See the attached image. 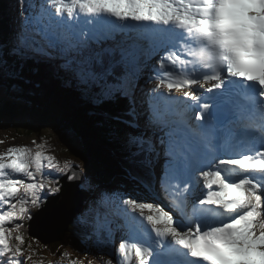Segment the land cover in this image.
<instances>
[{"label":"snow or ice","instance_id":"snow-or-ice-1","mask_svg":"<svg viewBox=\"0 0 264 264\" xmlns=\"http://www.w3.org/2000/svg\"><path fill=\"white\" fill-rule=\"evenodd\" d=\"M14 25L0 40V82L18 81L23 95L26 66L44 53L47 70L111 126L128 179L152 199L67 171L44 143L9 147L0 264H25L24 221L55 212L66 171L97 221L105 199L116 206L120 222L93 228L116 264H264V0H18Z\"/></svg>","mask_w":264,"mask_h":264},{"label":"trees","instance_id":"trees-1","mask_svg":"<svg viewBox=\"0 0 264 264\" xmlns=\"http://www.w3.org/2000/svg\"><path fill=\"white\" fill-rule=\"evenodd\" d=\"M4 22H5V20L3 18V7L1 4V0H0V24H4ZM0 32H1V29H0ZM40 63H39V65H40ZM36 67H39V70H41V71L39 74H37V76L34 79H32V81L34 80L33 83H32V81L29 80V82H30L29 86L31 87L29 94L27 93V91H29V89L24 85L25 92L28 95L26 97H23V99H25V104L27 106H29L30 103L35 98L42 100L45 105L50 106L49 107L50 113H52V114L56 113V115H55L56 124L60 128L65 129V130L69 129L70 126L73 129L83 128V130H84L86 128L85 126H90V124L93 125L94 124L93 122H90V123L87 122V119L84 115L86 113V111L93 110L86 103V101L82 100L72 90V88H70L68 90L62 89L59 86V84H61L62 81L61 80L57 81L51 74H49L47 71H44L43 70L44 68H42L41 66H36ZM26 72L29 76V69L28 68H26ZM37 86H38V88L39 87L42 88L45 92H41L40 90H38ZM17 87H18V85H16V88ZM38 95H41V96L39 97ZM52 99L58 100V101L54 102ZM29 101H30V103H29ZM16 104H17V101H16ZM4 105H7V107H4ZM0 107L5 108V110L8 111L9 104L7 103V101L1 102ZM30 108H33V107L31 106ZM17 112H20V111H17ZM29 113L32 116H38V114H33L31 112H29ZM90 116L92 117V115H90ZM35 121H37L40 126H44V124L41 120L35 119ZM94 122H97V121H94ZM101 124L102 125H100V127L105 128V130L108 131V129H110V127L105 125L103 122ZM45 130H47V127H45V129H41V130L39 129L38 135L39 136L46 135L47 132H45ZM98 130H100V129H98L97 126H93V127L89 128V131L91 133V140L94 143H97V145L99 146V147L94 148L93 150L97 153V155L99 157L104 159V152L100 148L103 146V140H102L100 134L98 133ZM23 132L26 133L25 135H28L29 129H26V127H25ZM30 133H32V132H30ZM113 140H115L114 137H113ZM112 143L114 144V141ZM117 147H118V145H117ZM105 163H106L105 165L107 166V168L109 167V170L112 172H115V170H116V172L119 173L122 170L121 168H123V166H120L113 159L105 160ZM96 164H98V163L96 162ZM102 167L105 168V166H102ZM91 172L95 173V175L98 178L100 176H103L100 169H99L100 174H99V172H96L95 170L94 171L91 170ZM103 179H104V176H103ZM76 239H77V237L74 238V235H71L70 238L64 243L63 242L53 243V244H50L46 247L49 248L51 245L56 244L59 247V249L56 251V253H58L60 251H65L66 249H76L75 247H72V246L76 245V243H75ZM70 245H72V246H70ZM49 252L51 254H54L53 252H51V250H49ZM56 253L54 255H57Z\"/></svg>","mask_w":264,"mask_h":264},{"label":"rangeland","instance_id":"rangeland-1","mask_svg":"<svg viewBox=\"0 0 264 264\" xmlns=\"http://www.w3.org/2000/svg\"><path fill=\"white\" fill-rule=\"evenodd\" d=\"M3 2L5 3V5H3V8H4V7L6 8L7 5L9 4V3H8L9 0H4ZM11 5H12V4H11ZM12 7H14V10H15L16 13H17V6H16V5H12ZM14 27H15V25H14ZM35 55H36V54H35ZM141 60H143V58H142ZM152 61H154V64H155V62H156V58L153 57ZM141 63H142V62H141ZM33 68H34L35 71H36V70H39V67H33ZM148 72H149V70H147V69H142V75H141L142 78H141V79H142V82H143L144 85H147V84H148V83H147V84L145 83V79H144V77L147 78V77H146L147 75H146L145 73H148ZM147 79H148V78H147ZM30 81H32V80L30 79ZM33 82H34V80L32 81V83H33ZM13 84L18 85L19 82H18V81H15V82H13ZM140 84H141V82H139V85H140ZM29 85H30L29 82H28L27 84H25L26 87H28ZM37 89L40 90L41 92H45L42 88H40V87L38 88V86H37ZM141 89H142L143 91H145V92H148L149 86H148V87L142 86ZM15 90H16V87H15V88H12V89H7V88H5V87H0V100H1V102H6V101H7V103L10 104V102L12 101V100H11L12 98H14V97H18V96L26 97V96H28L27 93L29 94V91H27V93L24 91V94H23V95H17V93L15 92ZM38 96L40 97L41 95H38ZM2 99H3V100H2ZM36 101L38 102L37 99H36ZM37 102L33 104V106H34L35 108H38V106H37ZM29 103H30V101H29ZM38 103H39V102H38ZM4 107H7V105H4ZM0 108H1V107H0ZM3 109H5V108H3ZM14 110L16 111V110H18V109L13 108L12 105L9 106V107H8V114H7V116L13 115ZM5 115H6L5 113H1V112H0V120H2V119H1L2 117H6ZM45 115H46L48 118L55 119V118L50 117V116H55L56 113H55V114L50 113V112H49V108H48V109L45 110ZM84 115H85L87 121L90 122V120H89V116H88L89 113L86 112ZM92 115L95 116L96 114L93 112ZM24 118H25V121H24V122L27 123V124H24V123H23L22 121H20V120H19L20 122H18V120H17V121H16L17 123H16V122H14V121H10V120L8 121L7 119L5 120V123H6L7 126H5V125H3L2 123H0V141H4V143H0V152H3V151H5L7 148H9V147H13V146L27 145L28 147H30V144H31V140H32V139H31L28 135H26V136H28V138H27V137H17V136H16V137H17L18 139H20V140H17V141H15V142H13V143L8 142V140H7V135L10 136V133H14V135L19 134V135H23V136H24L26 133L23 132V130H24V128H25V127H23V126H26V129H29V133H30V132H37L39 129H40V130H41V129H45L46 126H50L49 123H43L44 126H40L38 123L36 124L32 119L29 118V114H27L26 116H24ZM18 119H20V118H18ZM21 123H22L23 126L21 125ZM104 123H105V122H104ZM105 124H106V123H105ZM106 125L109 126V127H111V126L108 125V124H106ZM34 127L36 128V130L34 129ZM90 127H92V126H90ZM90 127H86V129H84V130H88ZM98 131H99L104 137H108V138H109V137H114V136L111 134V132L109 131V129H108V131H107V130H98ZM27 134H28V133H27ZM48 134L53 135V136H57V135H55L54 132H51V133H48ZM24 138H27V139H26L24 142H22V140H23ZM80 142H81V144H82L83 146H86V145H85L86 139H85L84 137H82V138L80 139ZM54 143H55V145L57 146V148H59V151L62 152V150H63V146H62L61 144H59V142H58L57 140H54ZM106 143L110 146V143H111V142L109 141V139H107V140H106ZM96 147H98V145H97ZM66 152H67V153H72L71 150H70V151H66ZM89 152L92 154L91 159H93L95 162L99 163V161H100L99 159H94V156H95L97 153H96L95 151L92 152L91 150H89ZM80 161L84 164V162H83L82 160H80ZM64 165H65V164L62 163V167H63ZM73 166H77V167L81 168L79 160H78V162H75ZM83 167H85V166L83 165ZM69 168H70V167H69ZM68 170H69V169H68ZM91 170H92V169H90V173L87 175V177H89L90 179L95 177V180H97L95 174L92 173ZM102 170H104V171H108V168L105 167V168H103ZM64 176H67V171H66V173H65ZM61 192H62V191H61ZM133 193H137V192L134 190ZM140 195L142 196V194H140ZM106 203H107L108 208H109L110 210H115V211H117L115 205L111 202L110 199H106ZM91 213L93 214L92 211H91ZM93 215H94V214H93ZM92 217H95V215L92 216ZM99 222L101 223V220H100V219H99ZM103 224H106V223L104 222ZM104 227H105V225H104ZM120 236H121V235L115 236L116 241L120 240ZM98 242H99V241H98ZM96 246H98V244H96ZM117 246H118V244H117ZM108 248H109L110 251H112V252L114 251L113 246H112V247H108ZM58 249H59V247H58L56 244L51 245L49 248H47L46 246L42 245V244L38 241V247H35V254H40V255H42V256H48V257H55V258L52 260L53 264L64 263L65 260H64L62 257L73 258L75 261L80 260V261L82 262V264H89V262H88V258L85 256V255L87 254V252H85V251H77V252H75V251H73V250H71V249H66L65 251H60V252L56 253V251H57ZM49 250H51V252H53L54 254L56 253L57 255L51 254V253L49 252ZM65 254H66V255H65ZM28 256H29V254H28ZM110 260H112V262L116 263L115 257H114L113 255H112V257H111ZM95 261H96L95 259L92 260V262H95ZM102 262L104 263V262H105V259H103Z\"/></svg>","mask_w":264,"mask_h":264},{"label":"water","instance_id":"water-1","mask_svg":"<svg viewBox=\"0 0 264 264\" xmlns=\"http://www.w3.org/2000/svg\"><path fill=\"white\" fill-rule=\"evenodd\" d=\"M35 100V102H37L36 101V99H34ZM38 100V102H37V105L39 106L38 108H35V107H33L36 111H38L36 114H38V116H30L29 115V118L30 119H39V120H41L43 123H49L50 124V126H46V127H50V128H52L56 133H57V135L60 137V139L62 140V141H66L68 144H69V131L72 129V127L70 126V128L69 129H67V130H65V129H62V128H60L57 124H56V121H55V119H52V118H48L46 115H45V110L46 109H48L46 106H45V108L43 107V108H41V106H44L45 104H44V102L42 101V100H40V99H37ZM12 106H15L16 105V103L15 102H11L10 103ZM9 104V106H11ZM1 110H0V112L1 113H5L6 115V117H2L1 119L2 120H0V123H5V120L7 119L8 121H9V119L7 118V114H8V111H6L5 109H3V108H0ZM50 109V108H49ZM25 110H27V109H25ZM28 113H25L24 114V116L25 115H27ZM50 117H53V118H55V116H50ZM14 122H16V121H14ZM7 126V125H6ZM24 127H26V126H24ZM17 135H19V134H17ZM84 161H85V163H86V165L89 167V168H91V169H96V162L93 160V159H91V156L92 155H89V153L87 152V151H85V152H76ZM101 158V157H100ZM94 159H96L95 157H94ZM102 159V158H101ZM101 162V161H100ZM99 165V164H98ZM100 166V165H99ZM107 167V166H106ZM110 170H108V171H104V176L105 177H107V175L106 174H111V175H113L114 177H118V172H116L115 171V173H110L109 172ZM68 182V181H67ZM64 184H65V188H67L66 186H67V184L68 183H66V180H64ZM69 198H70V200H72V205H73V207L72 208H70V209H68V210H66V212L67 213H65V212H61V210H60V208H59V206H58V204L56 205V210H55V212L54 213H47L46 214V218H48V217H50V216H48V215H50V214H54L55 216H56V214L58 213V212H60L62 215H60V219L58 218L57 219V225L58 226H61V224H62V222H64L65 220V223H70L72 220H73V218H74V216L76 215V213L80 210V207H81V200H80V198H81V195H77V194H75V195H73V194H71V193H69ZM76 206V207H75ZM75 207V209L72 211V209ZM39 215V214H38ZM55 216L54 217H52V219L54 220V218H55ZM72 217V218H71ZM46 218H42L40 221H36V223L34 224V227L35 228H37V229H35V230H33L32 232H31V234H33L34 236H37V237H39L42 241H52L53 239L51 238V236H50V233H54L53 232V229H55L54 227H58V226H54V227H52V226H50V225H47V224H45V220H46ZM52 219H51V222H52ZM53 223V222H52ZM41 224V226H39Z\"/></svg>","mask_w":264,"mask_h":264},{"label":"bare ground","instance_id":"bare-ground-1","mask_svg":"<svg viewBox=\"0 0 264 264\" xmlns=\"http://www.w3.org/2000/svg\"><path fill=\"white\" fill-rule=\"evenodd\" d=\"M141 62L143 63V60H141ZM148 63L151 65V64H154V61H152V60H150V61H148ZM148 70V69H147ZM147 76V78H148V76H149V72L148 73H145ZM155 85L152 83V84H150L149 85V89H148V92H150L151 91V89L154 87ZM16 101H17V104L15 105V106H13V108H15V109H18V110H14V114L13 115H10V116H7V118L10 120V121H22L24 124H27V123H25L24 121H25V118H24V114L25 113H28L30 116H32L29 112H31V113H33V114H36L38 111H35V109L34 108H30L31 107V105H29V106H27L26 104H25V99H21V100H19V97H16ZM25 109H27V110H25ZM17 111H20V112H17ZM26 116V115H25ZM18 118H20V119H18ZM19 121V122H20ZM33 121L37 124L38 122L37 121H35V119H33ZM34 129L36 130V128L34 127ZM96 169H94L96 172H99V165L98 164H96ZM77 167V166H76ZM79 168V167H78ZM80 169V168H79ZM91 169V168H90ZM93 169H92V171H94ZM108 170H109V167H108ZM109 172H112V171H109ZM95 174V173H94ZM96 176V175H95ZM63 177H66L67 178V176H63ZM96 179H97V181H98V177L96 176ZM62 192H61V194L63 193V191H64V189L63 190H61ZM164 201V200H163ZM58 206H59V208H60V210H61V212L63 213V212H65V213H67L66 212V210H68V209H70V208H72L73 207V205H72V200H70V198H69V192H68V194H67V196L64 198V200H62V201H60L59 203H58ZM76 207V206H75ZM75 207L72 209V211L75 209ZM110 210V209H109ZM85 213L87 214V215H90V216H94L91 212H88V211H85ZM72 218V217H71ZM104 225L105 224H103L102 225V229L104 228ZM105 238H106V236H105ZM98 241H100V240H98ZM42 245H44V246H48V245H50V244H53L54 242L53 241H42V240H40L39 241ZM117 242H119V240L117 241ZM117 244V243H116ZM71 250H73V251H75V252H77L78 250L77 249H71ZM113 264H115L114 262H113Z\"/></svg>","mask_w":264,"mask_h":264}]
</instances>
